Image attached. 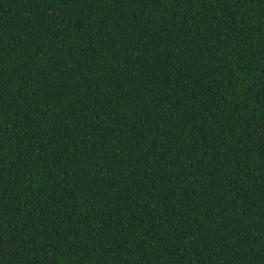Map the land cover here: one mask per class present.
Here are the masks:
<instances>
[{"label":"trees","instance_id":"trees-1","mask_svg":"<svg viewBox=\"0 0 264 264\" xmlns=\"http://www.w3.org/2000/svg\"><path fill=\"white\" fill-rule=\"evenodd\" d=\"M0 264H264V0H0Z\"/></svg>","mask_w":264,"mask_h":264}]
</instances>
